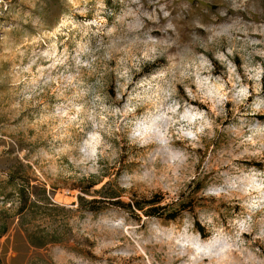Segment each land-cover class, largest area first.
I'll return each instance as SVG.
<instances>
[{
	"label": "rangeland",
	"instance_id": "obj_1",
	"mask_svg": "<svg viewBox=\"0 0 264 264\" xmlns=\"http://www.w3.org/2000/svg\"><path fill=\"white\" fill-rule=\"evenodd\" d=\"M262 206L264 0H0V264H264Z\"/></svg>",
	"mask_w": 264,
	"mask_h": 264
},
{
	"label": "trees",
	"instance_id": "obj_2",
	"mask_svg": "<svg viewBox=\"0 0 264 264\" xmlns=\"http://www.w3.org/2000/svg\"><path fill=\"white\" fill-rule=\"evenodd\" d=\"M9 179L8 181L14 187V194L16 195L18 201L16 214L20 217H24L29 210L33 209L37 205V202L39 201L37 199L31 201V199H33L34 197L37 198L35 192L37 187L34 185H30V182L27 180H25L24 183H17V180L22 179L21 177H15V178L12 177V179L11 178ZM108 198L115 199L117 197H108ZM83 201L84 199L82 197H79V202L82 203ZM161 201H162L161 196L155 194L148 199H137L129 203H123L117 199L112 201L113 202L112 204L121 208H127L130 211L141 212L146 217H157L170 221L175 220L179 216L180 212L186 208V207H179L178 210L175 209L169 210V206L165 204H161ZM92 202L95 203L96 201L93 200ZM7 230H8L7 227L1 229L0 237L4 236L7 233ZM196 230L200 234H202V236H204L203 235L204 230L202 227L197 225ZM30 244L32 247H36V248H41L45 245V243H35L33 242V240L32 241L30 240Z\"/></svg>",
	"mask_w": 264,
	"mask_h": 264
},
{
	"label": "clouds",
	"instance_id": "obj_3",
	"mask_svg": "<svg viewBox=\"0 0 264 264\" xmlns=\"http://www.w3.org/2000/svg\"><path fill=\"white\" fill-rule=\"evenodd\" d=\"M223 14H227L226 12H224ZM165 16H168V13L165 12L164 13ZM198 27L201 26V25H197ZM168 28L171 29L173 28V26L171 24L168 25ZM114 30L113 29H109V32H113ZM116 39L121 42V43H124L125 45H127V43H136L139 41V37L138 36H133L129 39V37L127 35H124V36H117ZM145 43H151V44H155L156 43V40L152 37H148V39L145 41ZM172 47L171 44L168 45V48ZM153 51H155V49H153ZM166 54H170L168 53L167 51V48L164 49V51L160 52L159 55L160 56H164ZM180 105L177 101H172L171 102V106L168 108V111L169 112H172V113H175L177 111V108H179ZM201 116H203L204 114L201 113L200 114ZM181 119H183V117H181ZM209 127H210V124H209ZM204 132V128H198L197 129V133H203ZM186 135L188 136V139L189 140H195L197 138V135L196 133H186ZM249 139H252V136L251 135H248L245 137V140H249ZM205 191H208L207 189ZM223 189L222 188H217L214 192H210V195H213V196H216V197H220L222 194H223ZM258 210H264V206H262L260 209Z\"/></svg>",
	"mask_w": 264,
	"mask_h": 264
}]
</instances>
